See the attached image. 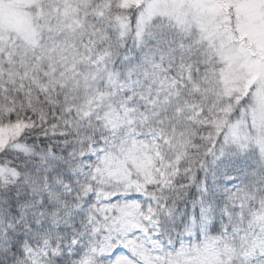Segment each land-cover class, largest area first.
I'll use <instances>...</instances> for the list:
<instances>
[{"label": "snow or ice", "instance_id": "obj_1", "mask_svg": "<svg viewBox=\"0 0 264 264\" xmlns=\"http://www.w3.org/2000/svg\"><path fill=\"white\" fill-rule=\"evenodd\" d=\"M0 264H264V0H0Z\"/></svg>", "mask_w": 264, "mask_h": 264}, {"label": "rangeland", "instance_id": "obj_2", "mask_svg": "<svg viewBox=\"0 0 264 264\" xmlns=\"http://www.w3.org/2000/svg\"><path fill=\"white\" fill-rule=\"evenodd\" d=\"M7 14L9 15V16H15L16 15V13H15V9H14V7L13 6H9L8 7V9H7Z\"/></svg>", "mask_w": 264, "mask_h": 264}]
</instances>
